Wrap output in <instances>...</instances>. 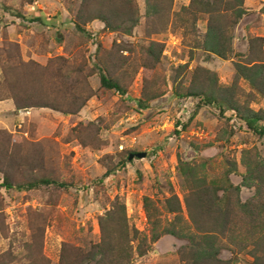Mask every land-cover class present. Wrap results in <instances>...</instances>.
I'll return each instance as SVG.
<instances>
[{
  "label": "rangeland",
  "instance_id": "374dc122",
  "mask_svg": "<svg viewBox=\"0 0 264 264\" xmlns=\"http://www.w3.org/2000/svg\"><path fill=\"white\" fill-rule=\"evenodd\" d=\"M155 2L0 0V81L7 71L21 105H35L0 99V264H60L64 247L100 242L99 218L114 204L148 244L144 199L174 196L186 219L190 175L218 187L228 179L241 202L254 196L242 178L246 165L264 166V137L223 102L259 113L264 126V95L251 85L264 69L250 71L256 60L264 65V0H242L243 15L226 24V58L203 49L207 15L197 16L194 35L172 21L191 0ZM97 17L109 18L111 28ZM99 65L123 95L100 86ZM137 154L145 157L129 160ZM260 175L264 182L263 169ZM42 179L65 186L17 189ZM188 246L162 235L138 256L135 243L129 264H183ZM218 259L254 264L225 249Z\"/></svg>",
  "mask_w": 264,
  "mask_h": 264
},
{
  "label": "trees",
  "instance_id": "16d2710c",
  "mask_svg": "<svg viewBox=\"0 0 264 264\" xmlns=\"http://www.w3.org/2000/svg\"><path fill=\"white\" fill-rule=\"evenodd\" d=\"M233 2L234 0H191L188 7L182 8L179 13L174 14L172 21L174 20V23H178L180 26H189L185 27L187 34L194 35L192 25L197 20V16L207 15L208 27L204 36L203 49L221 58H226L231 53V38L226 24L234 25L244 13L241 8L242 0ZM156 6H160V0H156ZM229 12L232 14H229L228 17L227 13ZM215 17L223 25L215 24ZM97 19L102 21L107 28H111L109 18L97 17ZM35 21L40 22V19L36 18ZM132 22L135 24L134 20ZM75 28L79 33L85 35V31L79 25H75ZM255 62L256 65L250 71H256L261 75L264 69L262 60ZM99 68L100 86L123 95V89L109 78L105 67L99 65ZM236 71L240 74L239 70L236 69ZM241 76L240 78H247ZM2 77L0 99L9 98L18 107L24 106L21 105V101L24 99L20 95L21 88L9 80L7 71H2ZM251 82L252 87L264 95V77H254ZM193 95L188 94L187 96ZM198 95L203 96L201 101L206 104H219L213 97ZM26 100L31 104V96ZM236 102V100L229 99L223 104H226L230 110L237 114L252 134L264 137V126L260 124L259 113L246 108L242 109ZM26 106L35 105L25 104L24 107ZM51 106L46 104V107ZM218 106L221 107V105ZM53 108L55 107L53 106ZM79 108L77 107L73 112ZM64 113L69 114L70 112L65 111ZM260 169L264 170V166L262 167L258 163L246 165L242 186L253 187L255 192L254 196L244 202L240 201V187L233 186L228 179H226L225 186L218 187L215 183H208L203 177L190 175L188 184H193L192 187H194L190 188L188 196L184 199L186 219L183 218L181 205L174 196L165 199L164 202L144 199L143 208L150 226L148 244L146 237H142L141 233L128 225L123 206L114 204L110 211L99 218L100 242L91 245L88 249L64 247L60 264H129L132 261L133 244L136 243L135 252L137 255L144 256L149 251V246L162 235L189 241V246L180 252L183 264H231V262L218 259L221 249L230 251L234 256L246 254L253 259L254 264H264V182L260 175ZM3 186L7 189L12 188L7 181L3 183ZM43 186L64 187L65 184L42 179L26 185H19L17 189L28 191ZM218 192H221V196L218 195ZM166 215L172 217L168 219Z\"/></svg>",
  "mask_w": 264,
  "mask_h": 264
},
{
  "label": "water",
  "instance_id": "95a60500",
  "mask_svg": "<svg viewBox=\"0 0 264 264\" xmlns=\"http://www.w3.org/2000/svg\"><path fill=\"white\" fill-rule=\"evenodd\" d=\"M134 157H136V158L140 159V158H143V157H145V154H137V155H135V156H133V155H130V156H129V160L133 159Z\"/></svg>",
  "mask_w": 264,
  "mask_h": 264
}]
</instances>
